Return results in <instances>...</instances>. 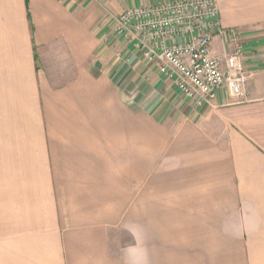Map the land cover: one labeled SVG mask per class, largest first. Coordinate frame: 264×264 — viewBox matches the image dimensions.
<instances>
[{"label": "crops", "instance_id": "obj_1", "mask_svg": "<svg viewBox=\"0 0 264 264\" xmlns=\"http://www.w3.org/2000/svg\"><path fill=\"white\" fill-rule=\"evenodd\" d=\"M166 1L0 0V264H264V0H217L212 103L115 31Z\"/></svg>", "mask_w": 264, "mask_h": 264}, {"label": "built area", "instance_id": "obj_2", "mask_svg": "<svg viewBox=\"0 0 264 264\" xmlns=\"http://www.w3.org/2000/svg\"><path fill=\"white\" fill-rule=\"evenodd\" d=\"M115 31L180 92L212 103L227 88L240 96L248 80L240 34L231 30V51L213 55L210 43L222 32L217 0H175L134 5L116 19Z\"/></svg>", "mask_w": 264, "mask_h": 264}, {"label": "rangeland", "instance_id": "obj_3", "mask_svg": "<svg viewBox=\"0 0 264 264\" xmlns=\"http://www.w3.org/2000/svg\"><path fill=\"white\" fill-rule=\"evenodd\" d=\"M134 240H135L134 235L130 234V233H126V232L121 233L120 232V233H117V235H116L117 246L128 245V244L132 243Z\"/></svg>", "mask_w": 264, "mask_h": 264}]
</instances>
